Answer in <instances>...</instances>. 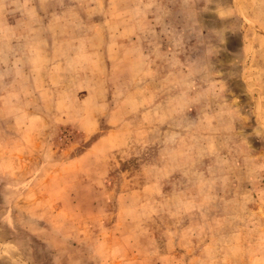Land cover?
Listing matches in <instances>:
<instances>
[{
	"label": "rangeland",
	"instance_id": "1",
	"mask_svg": "<svg viewBox=\"0 0 264 264\" xmlns=\"http://www.w3.org/2000/svg\"><path fill=\"white\" fill-rule=\"evenodd\" d=\"M0 264H264V0H0Z\"/></svg>",
	"mask_w": 264,
	"mask_h": 264
}]
</instances>
